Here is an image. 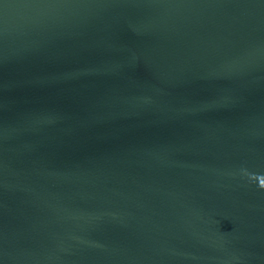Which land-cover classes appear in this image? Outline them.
<instances>
[{
	"label": "water",
	"instance_id": "water-1",
	"mask_svg": "<svg viewBox=\"0 0 264 264\" xmlns=\"http://www.w3.org/2000/svg\"><path fill=\"white\" fill-rule=\"evenodd\" d=\"M0 264H264V0H0Z\"/></svg>",
	"mask_w": 264,
	"mask_h": 264
}]
</instances>
